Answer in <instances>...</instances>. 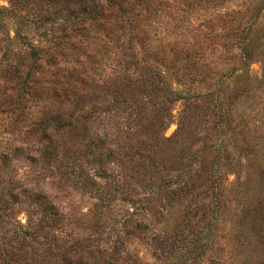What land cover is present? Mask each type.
Wrapping results in <instances>:
<instances>
[{
	"label": "rangeland",
	"instance_id": "rangeland-1",
	"mask_svg": "<svg viewBox=\"0 0 264 264\" xmlns=\"http://www.w3.org/2000/svg\"><path fill=\"white\" fill-rule=\"evenodd\" d=\"M95 1L102 4L106 2ZM226 1L227 4L221 6L191 8L181 19L180 16L168 18L169 22L159 21L154 23V27L164 42L194 41V38H199L208 29L207 24L218 14L221 15L228 6H243L241 0ZM47 6L45 0H0V7L8 9L0 24V137L4 138L0 139V150L4 153L9 151L6 146L9 143L28 145L27 149L19 147L0 158V264H168L176 260L182 264H264L263 15L252 32L257 41V50L248 60L252 90L239 96L227 109L232 118L231 123L241 122L245 131L241 136L243 139L239 140V136L237 140L231 137L227 141L233 160L239 155L242 160L238 182L226 183L222 189L218 199L220 214L215 222L217 226L209 233L205 220L189 218L191 209L199 208L198 203L203 201L211 204L209 198H203L202 195L199 200L185 198L172 203L163 199L152 208L153 212L149 216L146 211L149 188L144 183L151 181L149 173L158 175L157 172L144 170L141 166L139 172L144 173L138 174L134 167L129 166L132 161L124 156L123 160H109L104 164L108 172H111L110 178L95 174L97 163L88 161L82 150L84 126L89 127L90 123L101 117H118L121 121L119 127L127 128L129 133L134 132L138 126L128 108L102 111L111 102L113 95L106 93L100 83L104 78L118 74L114 69L115 60L122 54L114 36L105 35L104 27L108 23L104 22V18L74 8L62 9L55 18L47 19L46 14L50 11ZM217 18L214 21H218ZM15 31L22 33L24 39L26 37L46 49L44 55H49V59L41 58L44 69H48L50 63L54 62L65 74H71L70 79H74L75 75L93 77L94 85L88 89L89 98L62 107L63 111H71L64 114V117L77 118H74L71 125L50 134L47 140H44L41 131L34 133V130H23L31 104L24 103L23 109L16 107L11 113L4 100L5 92L7 89L11 91L9 88L13 83L5 78L4 67L9 61L21 62L25 70L23 62L27 60L28 47L21 43ZM233 40L225 37L220 42L230 43ZM105 44L108 45V52H104ZM133 45L140 62L142 60L148 65L164 68L159 62L145 56L137 42ZM231 49L236 51L235 46ZM225 53L224 46L218 44L215 52L209 54L212 69L216 71L227 67L226 60L218 58L225 56ZM233 62L236 61L230 63ZM120 68L123 70L124 67ZM133 69L129 63L127 72H138ZM164 69L170 86L178 91L185 93L205 89L207 85V81L191 82L189 79L179 84L171 70ZM213 75L215 72L212 71ZM150 100L159 102L160 97L150 99L147 96V110L150 108L147 105ZM165 104L168 114L165 117V111L161 110L166 120L164 126L158 129L161 137L176 130L178 116L183 108L181 99ZM86 112H90L91 116L82 117ZM201 119L204 121L200 122ZM207 119L208 115L200 111L196 121V145L206 140L203 136L209 123ZM236 144L245 145L244 152ZM142 163H147V160ZM169 168L173 167L166 168L162 174L174 173ZM21 176L34 183L37 189L43 182L51 180L52 187L60 194L55 199L62 202L71 200L70 214L62 216L50 199L39 192L60 217L58 221L52 222L48 216L50 208L33 198L37 191L23 188L17 179ZM235 176L230 170L226 181H233ZM112 178L119 179L118 190L114 188ZM85 180L87 184L83 183ZM182 229L187 233L188 240L193 239L199 230L205 233L204 239L212 233L216 240L213 251L207 249L204 257L197 259L191 256L181 259L186 251L183 246L174 255L166 253L170 246L182 241L179 236H173V233ZM165 232L171 235L169 239L162 237ZM182 243H186V240ZM214 252L223 256V263L206 258V255L212 257ZM71 257L80 258L74 260Z\"/></svg>",
	"mask_w": 264,
	"mask_h": 264
},
{
	"label": "trees",
	"instance_id": "trees-1",
	"mask_svg": "<svg viewBox=\"0 0 264 264\" xmlns=\"http://www.w3.org/2000/svg\"><path fill=\"white\" fill-rule=\"evenodd\" d=\"M45 1L48 4L46 8L50 9L46 14L47 19L55 18L62 9L72 10L74 8L104 18V22L108 23L104 27L105 35L114 36L116 46L122 54L115 60L114 69L118 74L111 78L106 77L100 83L106 93L113 95L111 102L104 106L102 111L128 108L138 126L134 132L130 133L127 128L119 127V131L115 134L116 139L109 141L116 147V151L106 149L105 141L93 138L89 127L84 126L82 150L88 161L97 163L94 169L95 174L110 178L111 172H108L104 164L109 160H123L124 156L132 161L129 166L134 167L138 174L144 173L139 172L141 166L144 170L157 172L158 175L149 173L151 181L144 183L148 184L149 188L146 194V211L149 212L147 213L149 216L153 212L152 208L154 209L163 199L167 203H172L185 198L199 200L202 195L203 198H209L212 203L203 201L198 203L199 208L191 209L189 218L205 220L206 230L210 233L213 227L217 226L215 222L220 214L218 199L222 189L226 183L238 182L242 160L240 155L233 160L232 150L227 141L231 137L237 140L239 136L245 134V131L241 122L231 123L232 118L227 109L237 101L239 96L252 90L248 60L257 50V41L252 32L260 16L264 17V0H241L242 7L228 6L221 15L218 14L215 17H218V21H214V18L207 24L208 29L202 36L194 38V41L178 42L162 41V36L157 34L154 23L159 21L167 23L168 18L174 19L179 16L181 19L191 8H202L208 5L221 6V4H227V1L106 0L104 4L95 0ZM7 11L6 7H0V24ZM15 34L21 38V43L28 47L27 60L23 62L25 70L22 69L21 62L8 60L9 62L4 67V75L8 81L13 83L9 88L11 91L7 89L5 92L4 100L8 103V110L11 113L16 107L23 109L24 103L31 104L23 130L24 132L34 130V133L41 131L44 140H47L50 134L71 125L74 118H77L76 116L64 117V114H69L71 111L70 109L63 111L62 107L69 103L76 104L79 99L89 98L88 91L90 90L88 89L94 85L93 77L75 75L74 79H70L71 74H65L53 61L48 69H44L41 66V58L49 59V55H44L46 49H42L39 44L32 43L26 37L24 39L22 33L18 31H15ZM225 37H231L234 40L230 43L220 42ZM135 42L142 47L145 56L159 62L164 68L170 69L176 82L183 84L188 79L191 82L207 81L205 89L185 93L173 89L164 74V68L148 65L142 60L140 62L133 45ZM218 44L226 49L225 56L218 58L226 60L228 64L226 68H219L220 70L215 71L210 66L209 54L215 52ZM232 46L236 47V51L231 49ZM104 52H108L107 44L104 45ZM232 60L236 62L231 64ZM129 63L138 72H127ZM54 67L56 69H53ZM120 67H124L123 70ZM212 71L215 72L214 77ZM147 96L150 99L160 97L159 102L150 100L147 104L150 107L149 111L146 109ZM174 99H181L183 103L182 111L178 116L177 128L172 134L161 137L158 129L166 122L161 110L165 111L164 116L166 117L168 107L165 102H171ZM200 111L208 115L209 123L203 136L206 140L196 145V126L198 125L196 121L199 119ZM90 116V112L82 115L84 118ZM202 121L204 120L201 119L200 122ZM211 133L214 135L213 138H211L213 136ZM241 139L243 138L239 140ZM15 144H7L9 151L5 153L0 150V158L7 156L11 150H18L20 146L15 147ZM236 145L244 152L245 145ZM143 160H147V163H142ZM170 166L173 168L169 169L174 170V173L163 175V170ZM230 170L236 175L235 179L226 181ZM112 181L114 188L118 190L119 179L112 178ZM83 183L87 184V181ZM33 198L40 201V204H44V207L50 208L48 216L52 222L60 219L57 211L44 195L37 192L33 194ZM204 234L199 230L193 239L188 240L184 229L176 231L173 233L174 238L179 236L182 241L175 246H170L166 253L174 255L183 246L186 251L181 259L188 256L195 259L201 256L203 258L207 249L213 251L212 248L216 244L212 233L207 239H204ZM170 236L167 232L162 234V237L168 239ZM184 240L186 243H182ZM206 258L220 263L224 262L223 256L216 252L212 257L206 255ZM168 264H182V262L176 260Z\"/></svg>",
	"mask_w": 264,
	"mask_h": 264
},
{
	"label": "clouds",
	"instance_id": "clouds-1",
	"mask_svg": "<svg viewBox=\"0 0 264 264\" xmlns=\"http://www.w3.org/2000/svg\"><path fill=\"white\" fill-rule=\"evenodd\" d=\"M120 123L121 121L118 117L107 118V119L101 117L99 120L90 123L89 131L93 138L101 139L105 141L106 149H111L113 151H116V147L113 144H110L109 141L110 140L114 141L116 139L115 134L119 131ZM0 139H4V138L0 137ZM17 146L23 147L25 149L28 148L27 144L20 142H17L15 144V147ZM111 163L112 162H110L109 164ZM17 179L20 180L21 184L23 185V188L34 190L37 192H43L50 199V201L57 207V209L59 210L62 216H66L70 214L71 209L69 207V204L71 200L69 199L62 202L60 200L55 199V197H57L60 194L52 187L51 180H47L43 182L41 184V187L37 189L34 183L28 182L24 177L21 176L18 177ZM17 193L20 194V192ZM145 222L147 223V221ZM71 258L75 260L80 257H71Z\"/></svg>",
	"mask_w": 264,
	"mask_h": 264
}]
</instances>
